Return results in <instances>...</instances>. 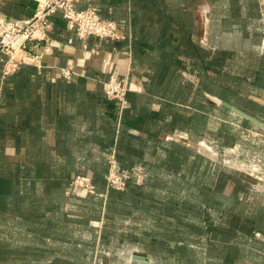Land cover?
<instances>
[{
    "label": "crops",
    "instance_id": "0c3cea01",
    "mask_svg": "<svg viewBox=\"0 0 264 264\" xmlns=\"http://www.w3.org/2000/svg\"><path fill=\"white\" fill-rule=\"evenodd\" d=\"M38 5L39 0H0V13L23 23ZM90 6L101 17L116 21L124 40L80 39L55 15L49 34L30 43L34 59L27 64L45 72L32 79L31 88L7 85L0 65V183H5L0 184V264H40V258L49 263L65 256L56 251L55 242L72 240L57 235L63 231L70 235L72 230L71 190L60 192L57 203L56 189L40 184V162L49 164L47 177L66 179L103 177L106 160L116 154L126 167L145 165L149 177L169 175L160 167L169 155L181 158L185 152L192 163L201 159L216 166L215 160L194 151L200 137L193 131L199 130L200 115L206 121L203 133L215 129L217 103L219 111L233 116L222 122L241 133L235 146L241 166H255L262 178L239 173L251 188L239 192L238 218L230 212L232 182L224 191L225 213L219 222L196 216L199 201L191 206L192 213L186 216L190 219L184 214L189 207L176 205L175 224L190 225L197 234L186 235L193 238L191 244H184L183 232L171 241L180 248L203 251L201 264H264V131L220 105L226 101L255 115L233 102L235 96L264 108L262 0H82L78 5ZM61 69L74 75L68 80ZM114 77L129 80L124 114L104 102L103 84ZM217 82L223 83L218 91ZM201 103L206 106L202 111ZM244 139L257 144L254 160L243 158ZM8 175L11 179L1 181ZM105 205L100 218L89 223L90 215L81 214L87 220L84 224H105ZM133 216L128 222L131 233L115 234L131 236L136 243L147 235L143 230L136 233V227L149 221ZM217 225L220 234L215 233ZM198 226H206L201 235ZM136 255L149 260L135 250L129 264Z\"/></svg>",
    "mask_w": 264,
    "mask_h": 264
},
{
    "label": "rangeland",
    "instance_id": "374dc122",
    "mask_svg": "<svg viewBox=\"0 0 264 264\" xmlns=\"http://www.w3.org/2000/svg\"><path fill=\"white\" fill-rule=\"evenodd\" d=\"M264 4V0H262ZM231 100L235 102L238 106L249 108L254 112V116L264 118L259 113H256L255 109L251 107L250 100L241 97L232 96ZM218 103L216 104V125L215 129L211 130L210 133L199 134V141L197 145H193V149L196 153L201 154L205 159L215 160L217 165L220 167L232 170L238 173H247L254 179L261 181V176L259 175L258 168L253 167H242L240 163V150L236 149L235 146L239 145L241 140V133L234 128L230 130L228 128L229 124H225L222 121L224 118H231L228 112L219 111ZM229 118V119H230ZM252 125V124H251ZM256 127V126H253ZM243 144V158H248L254 160L255 155L259 154L258 150L253 148L257 144H253L252 141ZM187 155V154H186ZM189 157V156H188ZM190 161L194 159L190 156L188 158ZM197 163L198 161L195 160ZM138 166V165H137ZM218 167L211 166L209 163L199 160L196 165V169H200V172H194L193 174L189 172L184 178L181 176L166 175L163 173L159 178L155 179L154 188H147L144 191H150L156 194L155 199L151 202L152 210L148 213L141 211L143 209L135 208L132 211V206H113L112 212L109 211V216L114 217L111 222L112 226L106 227L108 233H105V224L101 225L98 221L93 226H86L83 222L79 224L72 225V232L66 234V231L57 233V235L63 239V236L72 237L71 242H55L56 251L62 253L65 256H56L47 263L46 259L40 258V264H129L131 261L130 254L135 250H139L145 256L151 260L152 264H201L205 255L201 250H196L193 252L189 248H180L179 244L171 238L176 237L177 232H183V238L186 240L184 244L192 242V239L186 235H191L195 233L190 225L177 226L175 224L176 213L170 214L176 205L183 204V207H189L199 202H204L207 199L205 194L202 193V186H208L209 177ZM213 178V176H211ZM257 177V178H256ZM144 180L143 184L145 183ZM201 185V187L198 185ZM139 185V184H138ZM256 185L254 188L256 189ZM257 189L261 190L260 187ZM73 193H78L72 196L70 202L71 211L78 214L79 218L84 220V216L81 214H88V210L92 209L89 206L93 205V202L83 203L80 197L87 193L83 190H74ZM83 193V194H81ZM81 195V196H78ZM85 195V194H84ZM202 199V200H201ZM142 205L140 207L145 208L147 201L140 200ZM130 205V204H129ZM128 208V209H127ZM119 209H124L119 212ZM137 210V211H136ZM93 212L92 210H90ZM159 212V213H158ZM165 213V214H164ZM134 214L133 218H136L140 222L149 221L147 225L136 227L137 232L144 231L147 233L140 242H133L127 237L117 236L116 233H128L130 225L128 226L130 216ZM161 214V215H159ZM211 221L217 222L218 215L215 212H210L206 214ZM149 218L150 220H147ZM190 219L191 217H186L185 219ZM202 219V218H201ZM199 234L204 233L206 226H198ZM140 229V230H139ZM107 231V230H106ZM101 233H103L101 237ZM197 234V233H195ZM61 235V236H60ZM125 235V234H124ZM101 239L99 240V238ZM190 241V242H189ZM195 241V240H193ZM178 245V246H177ZM217 249V248H216ZM143 250V251H142ZM145 251V252H144ZM61 255V254H59Z\"/></svg>",
    "mask_w": 264,
    "mask_h": 264
},
{
    "label": "trees",
    "instance_id": "16d2710c",
    "mask_svg": "<svg viewBox=\"0 0 264 264\" xmlns=\"http://www.w3.org/2000/svg\"><path fill=\"white\" fill-rule=\"evenodd\" d=\"M37 9V7H36ZM63 19V18H62ZM4 60H6V57L0 53V65L1 67V74L3 75V67H4ZM45 73L43 70H39L37 67L30 65V64H23L20 68L19 71H17L15 74L5 78V82L7 83V85H11L13 87V89L17 90V89H29L31 88L33 82V78L36 76H39L41 74ZM223 87V83H219L217 82V91L218 88ZM222 90V89H220ZM128 99H129V94H128ZM224 99V98H222ZM226 100V99H224ZM104 102L107 104V106H110L112 108H114L115 110L120 111V107L112 101H109L106 97L104 99ZM253 109H255L256 113H259L260 115H262L264 117V108L260 107L258 105H255L254 103L251 105ZM205 105L201 103L200 105V110L202 111L203 109H205ZM127 109V108H126ZM123 110V114L125 113V110ZM200 120H199V130L197 131H193V132H197L198 134H202L203 132L206 131V121H204L202 115H200ZM246 125L253 127L251 124H249L248 122H246ZM185 152V151H184ZM116 156V160L119 163L120 167L124 170H131L134 167H136L137 165H131V166H124L118 159L117 154ZM189 157L186 155V152L183 153L182 157H176V155H169L168 160L165 164H163L160 169L164 168L166 170V172L169 175H173V174H177L181 173L182 178H184L189 172H191L192 174L194 172H200V169H196V163H192V161H190L188 159ZM106 164H107V172L103 177H96V178H92V181L94 183V185L96 186L97 192L95 194H90V193H81L83 194L78 195L81 196L80 199H82L83 202H93L91 207L93 212L90 211V219L88 221V223L90 222V220H95V219H99L101 216V208H103V204L104 202L106 203L105 207H106V211H105V233H108V229H106V227H111L112 226V221L114 220V217L109 216V211L112 212L113 210V206L118 205V206H124V208L128 205V206H132V211L135 210V208L138 209H143L140 210L141 211V215L143 214V211L148 213V211L152 210V206H151V202L156 198L155 197V193L150 191H144L147 188H154L155 184L154 181L155 179L159 178V177H149L148 174V170L145 168V165H138L143 167L144 171H145V175H146V181L144 183V185L142 184H137L136 179L135 178H131L128 182V185L126 187V189L122 190V191H118V190H114V189H109L107 187V181H106V176L108 175L109 172V161L106 160ZM48 166L49 164L47 162H40V184L42 186H47V187H54V189H56L57 191V195L59 197H57V203L61 202L60 201V196L62 195L60 192H62L63 190L65 191V189L68 187L69 191L71 190L72 196L77 195L78 193H73L74 191H72L71 187H70V183L71 180L76 177H72L69 179H66L64 177H47L46 175L49 174L48 173ZM216 167H218L212 174L211 176H213V178L210 176L209 177V183L208 186L203 185L202 186V193L206 195V197H208L207 199H204V202H199L200 205H198L194 211V213H196L197 217L200 218H204V219H210L209 217L206 216V214L210 213V212H215L218 215V222L220 220H222L224 218V208H223V203L225 201V195H224V191L226 189V187L228 186V184L230 182L234 183V192L232 194V196L230 197V201L232 203L231 206V210L230 212L232 213V216L234 218H238L240 217V209H239V204L242 203V201H240L238 199L239 196V192L244 191L245 190V186H248L251 188V185H247L244 184L241 180V175L238 172L232 171V170H228L226 168L220 167L219 165H216ZM176 170V172H175ZM56 172V171H55ZM198 172V173H199ZM30 173V172H29ZM47 173V174H46ZM56 174H58V172H56ZM54 175V174H53ZM79 176V175H77ZM10 178V176L8 175L6 178H1V181H8ZM0 184H5V183H0ZM201 187V185L199 184L198 187ZM106 191H108L106 193ZM106 193L105 196H103L102 194ZM73 198V197H72ZM140 200H144L147 201L146 203V207L142 208L140 207V205H142L143 203H141ZM202 200V199H201ZM130 204V205H129ZM203 205H206L205 208H203ZM215 205V207L213 206ZM128 209V208H127ZM124 209H119V212H122ZM159 213V212H158ZM176 211L175 209H173V211L170 214H175ZM190 213H192V208H188V209H184V214L185 216L189 215ZM165 214V213H164ZM161 215V214H159ZM177 216V215H176ZM72 223H80L83 222L85 223L87 220H82L80 218L77 217H72L71 218ZM221 228V227H219ZM218 225L216 226V230L215 233L216 234H220L222 233V228L219 229ZM107 230V231H106ZM72 232V230H71ZM129 239H131V236H128Z\"/></svg>",
    "mask_w": 264,
    "mask_h": 264
},
{
    "label": "built area",
    "instance_id": "2783aa9c",
    "mask_svg": "<svg viewBox=\"0 0 264 264\" xmlns=\"http://www.w3.org/2000/svg\"><path fill=\"white\" fill-rule=\"evenodd\" d=\"M82 0H39L34 15L27 21L20 23L5 18L0 13V53L6 57L4 60V79L15 74L23 64L32 63L34 57L30 56V43L34 40L44 39L52 30L51 18L60 15L68 28L75 32L80 39L97 38L108 42H119L125 36L121 33L116 21L101 17L96 7L90 6L79 9ZM25 55V56H24ZM64 78L70 80L74 72L61 69ZM104 93L109 101L115 102L122 113L128 106L130 84L128 77H114L103 84ZM109 172L106 176L107 187L122 191L126 189L131 178L137 184H143L146 175L143 167L136 166L131 170L120 167L115 155H111ZM71 189L83 190L90 194L97 192L92 178L76 176L71 180Z\"/></svg>",
    "mask_w": 264,
    "mask_h": 264
},
{
    "label": "water",
    "instance_id": "95a60500",
    "mask_svg": "<svg viewBox=\"0 0 264 264\" xmlns=\"http://www.w3.org/2000/svg\"><path fill=\"white\" fill-rule=\"evenodd\" d=\"M220 105L222 107L228 109L229 111H231L237 117L245 120L246 122L256 126L258 129L264 131V121L263 120L255 117L254 115H252L250 113L243 111L242 109L238 108L237 106L230 104L226 101H220ZM131 264H151V263L146 257L136 255L132 258Z\"/></svg>",
    "mask_w": 264,
    "mask_h": 264
}]
</instances>
